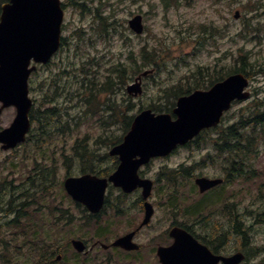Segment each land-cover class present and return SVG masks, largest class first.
<instances>
[{
  "label": "rangeland",
  "instance_id": "rangeland-1",
  "mask_svg": "<svg viewBox=\"0 0 264 264\" xmlns=\"http://www.w3.org/2000/svg\"><path fill=\"white\" fill-rule=\"evenodd\" d=\"M5 1L0 0V12ZM61 2L62 45L47 65L31 75L30 96L37 117L55 108L56 102L63 103L53 115L68 126L65 132L45 134L33 117L26 142L10 150L0 145V244L5 245L0 264H35L43 253L55 250L54 262L47 264H161L157 248L172 243L169 231L175 225L187 228L218 253L245 249L249 264L263 261L264 125L245 131L252 140L249 153L221 152L215 143L220 142L225 127L249 122L261 110L256 104L264 101V0ZM137 14L143 16L142 34L129 25ZM144 51L150 52L148 59ZM243 62L249 72L250 98L233 103L219 126L205 130L189 146L140 169L142 177L154 181L149 201L155 208L150 223L135 236L140 249H104L101 243L110 244L144 220L141 190L126 194L119 187H109L103 209L91 213L64 188L68 175L84 173L85 164L72 147L84 146L89 139L94 147L96 143L98 152L92 162L99 156L95 162L106 168L102 176H109L120 163L109 154L112 140L121 137L122 141L130 129L125 131L119 111L108 114L110 106L123 107L131 119L146 108L172 111L180 88H208ZM115 64L124 67L121 78L114 73L111 93L104 85ZM145 70L149 74L143 78V93L129 95L127 86ZM15 116V108L5 109L0 130ZM182 167L189 171L179 173ZM41 169L45 172L40 173ZM38 175L47 179L42 186L45 193L32 198L28 220L9 223L14 215L5 210L7 190L13 185L21 193L34 186L31 180L42 184ZM201 176L221 177L225 182L201 193L195 182ZM36 234L41 241L48 239L43 246L34 247ZM74 238L88 242L92 249L78 253L71 243Z\"/></svg>",
  "mask_w": 264,
  "mask_h": 264
},
{
  "label": "water",
  "instance_id": "water-1",
  "mask_svg": "<svg viewBox=\"0 0 264 264\" xmlns=\"http://www.w3.org/2000/svg\"><path fill=\"white\" fill-rule=\"evenodd\" d=\"M63 9L60 0H10L2 6L0 16V114L5 107H17V115L10 127L0 132V142L4 148L15 147L25 141L30 128L29 112L32 100L29 98L28 78L36 66L29 67L31 60L47 63L61 45V25ZM238 16V14H236ZM130 27L141 33L142 16L130 20ZM145 72L144 75H147ZM249 80L243 73H234L216 83L210 90H196L181 96L174 109L176 119L169 113L156 114L151 109L142 110L132 121L123 141L110 152L119 156L116 171L107 177L92 174L68 177L65 188L78 202L97 213L104 204V196L109 182L122 187L125 192L143 188L147 199L153 188V181L141 178L139 168L151 158L169 155L179 144L184 145L202 129L216 126L234 100L249 97L245 92ZM134 95L142 92L141 82L128 86ZM222 179L199 177L196 183L201 192L218 185ZM146 216L142 223L150 221L154 208L145 202ZM175 242L169 247H160L162 264H216L223 259L225 264H238L244 259L242 253L231 257L213 255L189 232L175 226L170 231ZM135 232L116 240L113 245L128 250L138 249L133 242ZM74 247L82 252L86 245L82 240H73Z\"/></svg>",
  "mask_w": 264,
  "mask_h": 264
},
{
  "label": "trees",
  "instance_id": "trees-1",
  "mask_svg": "<svg viewBox=\"0 0 264 264\" xmlns=\"http://www.w3.org/2000/svg\"><path fill=\"white\" fill-rule=\"evenodd\" d=\"M145 57L148 59L150 52L144 51ZM245 62H243V65L240 67H237L236 69H234V72H243L244 74H246L247 76L249 75L248 70H246L245 66H244ZM146 65V64H145ZM116 64L110 69V74L106 76V80H105V85H104V90L111 92L112 93V81H113V75L114 73L118 72L120 75L119 77L121 78L122 75L120 73L121 67H124L123 65H118V68H116ZM109 89V90H108ZM183 88H180L179 92L177 93V97L187 93H190L192 91L191 87H188L184 90H182ZM181 91V92H180ZM94 93H96V90L93 89L92 92V96L94 95ZM63 103L61 102H56L55 105H57L55 108H48L45 109L44 111L40 112V115H38V117H36V119L40 122V126H42V132L43 133H54L53 131L57 130L59 132H65L68 126V122H61L60 119H56L55 116L53 115L55 112L59 111L60 109L58 108V105H62ZM259 107L261 108V110H257L255 111L254 115L252 116V119L249 122H236V123H232L230 125H228L227 127H225L223 134L220 136V142H216L215 144L218 146L219 150L221 152H229V153H244V152H251V144H252V140H251V135L249 134H245V131L247 130H251L252 128H257L258 126L260 127L261 125H264V101L261 100L259 104ZM263 108H262V107ZM257 107V106H256ZM110 111L108 114L111 113V115H115V112L119 111V114H121L125 120L124 125H125V131L129 129L130 125H131V117L127 115L126 111L123 110V107H111L110 106ZM258 108V109H260ZM129 109V108H128ZM155 110V109H154ZM156 111V110H155ZM171 109L169 108L167 110V112H170ZM52 113V114H51ZM66 116V115H64ZM67 117V116H66ZM46 127L48 128V131H46ZM43 135V134H41ZM202 136V135H201ZM200 136V137H201ZM89 139V135L86 136ZM101 137L96 138V141L100 140ZM115 140H112V146L118 144L121 141V137H116L114 138ZM73 152L78 154V157L81 158V161L84 162L85 166L84 168H82V170L84 172H94L96 174L99 175H103L106 174L105 170L106 168H99V165H97V163L95 162L97 160V157H95L94 162H92L91 157L93 155H97L98 149H97V145L95 143V147L92 144V142L89 140L85 141V145L81 146L79 143H76L73 147ZM61 153H63V155H65V151L61 150ZM180 170V171H179ZM179 173H186L189 171V167L187 168H180L178 169ZM45 171L41 169L40 173H44ZM40 177L39 180L43 181L42 184H37V182L31 180V182L33 183L34 186H29L28 188H25L23 192L19 193L16 191V189H18V187H14L13 185H11L13 188L12 189H8L7 190V199H6V212L8 214H12L14 215V217L12 218L13 220H8L9 223L11 224H18L17 222L19 220L27 219L30 215L29 212V207L30 204H32V198L36 195H43L45 193V188L42 187L44 182L47 180L46 178H42V176L38 175ZM174 175H170V178H173ZM46 183V182H45ZM19 193V194H18ZM18 194V195H17ZM22 197V203H19V199ZM24 199V200H23ZM3 202V200H2ZM4 203V202H3ZM5 204V203H4ZM37 207H38V202L36 203ZM1 210H3V208H1ZM195 212L199 211V208H195L194 210ZM241 231V230H240ZM40 234V233H38ZM37 235V237H35L36 242L34 244V247H40L43 246L44 244L41 243H45L47 240L44 239L43 241H41L40 237ZM0 243L2 244L3 241L0 240ZM0 244V251L1 253H3V248L5 249V245H1ZM12 245V244H11ZM15 245H12V247ZM8 251V250H6ZM55 251H49V253L46 255L45 253L42 254V257L39 259V261H36L35 264H47L48 262L52 263L54 262V260L51 258V256L55 255ZM3 256V255H2Z\"/></svg>",
  "mask_w": 264,
  "mask_h": 264
},
{
  "label": "flooded vegetation",
  "instance_id": "flooded-vegetation-1",
  "mask_svg": "<svg viewBox=\"0 0 264 264\" xmlns=\"http://www.w3.org/2000/svg\"><path fill=\"white\" fill-rule=\"evenodd\" d=\"M241 252H243L245 255H246V258H245V261H244V264H249V259H250V256L248 254V252L245 250V249H242V250H239ZM237 252V251H236ZM232 253H223V255H231ZM220 264H223V263H220ZM243 264V263H242ZM253 264V263H252ZM258 264H264V260L261 261V262H258Z\"/></svg>",
  "mask_w": 264,
  "mask_h": 264
}]
</instances>
